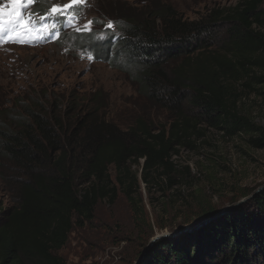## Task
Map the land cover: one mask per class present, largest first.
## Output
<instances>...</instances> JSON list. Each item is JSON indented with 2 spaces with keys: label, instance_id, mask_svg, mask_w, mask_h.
<instances>
[{
  "label": "trees",
  "instance_id": "trees-1",
  "mask_svg": "<svg viewBox=\"0 0 264 264\" xmlns=\"http://www.w3.org/2000/svg\"><path fill=\"white\" fill-rule=\"evenodd\" d=\"M148 1L139 11L119 1L102 16L114 29L105 28L104 45L92 51L125 71L139 94L174 109L173 121L152 128L138 118L120 126L98 111L97 93L90 109L79 108L77 99L65 105L40 97L0 105V177L14 178V205L0 211V264H67L57 251L73 227L92 223L97 202L113 203L119 191L142 223L138 174L147 187L154 172L171 182L176 145L201 134L200 121L184 111L187 97L213 127L229 135L258 131L251 142L264 145V128L238 105L263 79L256 72L264 71L263 0L213 5L193 19L168 0ZM140 159L139 172L132 166ZM201 206L205 217L216 212ZM139 264H264V189L211 224L158 240Z\"/></svg>",
  "mask_w": 264,
  "mask_h": 264
},
{
  "label": "rangeland",
  "instance_id": "rangeland-1",
  "mask_svg": "<svg viewBox=\"0 0 264 264\" xmlns=\"http://www.w3.org/2000/svg\"><path fill=\"white\" fill-rule=\"evenodd\" d=\"M45 1H49L48 7L69 3V0L40 2L44 4ZM119 1L139 11L146 0H86L80 6L78 24L74 30L65 31V37L59 43L7 44L1 47L0 105H13L15 101L26 103L31 98L40 97L44 101L57 98L65 105L70 99H77L79 108L90 109V98L97 93L98 111L120 126L130 125L138 118L152 128L168 126L175 117V110L161 100L139 94V84L104 58L92 56L93 59H89L90 47H85L83 33L90 32L76 30L87 21H93L91 32L101 37L103 33L98 30L99 26L102 30L107 28L102 16L110 15L111 10L122 4ZM235 1L168 0L188 19L197 17L213 5L226 6ZM5 2L7 0H0V7ZM260 9L264 23V0ZM11 11L4 12L5 22ZM260 30L264 33V25ZM91 38V34L86 37L88 41ZM256 72L262 81L253 84L254 90H245L238 105L243 115L264 128V71ZM188 100L189 97L183 101L184 111L200 121L201 134L176 145L178 152L172 156L176 170L171 174L172 183L165 175L154 172L147 187L138 174L140 187L136 198L141 200L142 223L134 220L131 207L121 191L113 203L106 199L98 201L93 222L83 227L74 226L64 246L57 251L67 264H134L137 251H145L147 255L156 247L158 240L169 238H158L146 250L156 235L172 234L186 228L190 230L187 232L198 230L201 226L197 225L205 217L201 203L213 206L215 211L224 210L221 216L234 206L242 205L240 201L247 200L246 196L242 197V192L253 194L264 189V145L256 146L251 142L259 132L226 134L224 130L213 127L208 117L198 112ZM142 160L132 169H139ZM4 168V165L0 166V169ZM110 172L114 178L112 167ZM13 180V177L7 180L0 177V211L14 205ZM178 235L180 233L175 236Z\"/></svg>",
  "mask_w": 264,
  "mask_h": 264
},
{
  "label": "snow or ice",
  "instance_id": "snow-or-ice-1",
  "mask_svg": "<svg viewBox=\"0 0 264 264\" xmlns=\"http://www.w3.org/2000/svg\"><path fill=\"white\" fill-rule=\"evenodd\" d=\"M37 0H7L9 5H19L21 7L35 4ZM86 3V0H69L67 4L53 5L50 9L51 15H43L39 17V21H33L31 19L25 20L24 16L20 13L19 9H13L8 14L7 24L15 25V27L8 28L9 35L13 38L10 39L9 43H20V44H31L34 43L35 39L39 38V31H48L55 30L56 25H45L44 20L50 18H62L68 22H72L76 19L75 13L71 11L73 6H82ZM4 9L0 7V33H3L5 30V19H4ZM67 12V15L65 13ZM93 21H87L81 27H77V32L87 31L91 32V25ZM106 27L109 29H114V24L112 21H108ZM18 28L20 29L19 34L17 35ZM57 36L59 35L56 33ZM5 43L3 38H0V44ZM89 59H93L90 55Z\"/></svg>",
  "mask_w": 264,
  "mask_h": 264
},
{
  "label": "clouds",
  "instance_id": "clouds-1",
  "mask_svg": "<svg viewBox=\"0 0 264 264\" xmlns=\"http://www.w3.org/2000/svg\"><path fill=\"white\" fill-rule=\"evenodd\" d=\"M40 1L41 0H37V2L35 4L27 5V6H23V7H21L19 5L11 6L7 2H5V3H2V8L5 10L4 12H8L9 10H13V9H19L20 13L24 16L25 20L31 19L33 21H39V17L40 16L51 15L50 14V9L53 6V5H50L48 7L49 1H45L44 4H46L48 2V5L46 7L45 12H42V13L34 12L33 8L35 7L36 4L41 3ZM71 11L74 12L75 16H76V19L73 20L71 23L68 22L67 20H64V19L59 18V17L50 18V19L44 20L43 23L45 25H52L54 23L56 25V29L54 31L53 30L39 31V38L35 39L34 43H31V44L9 43L8 41L10 39H12L13 37L9 35L8 28L15 27V25H9V24H7V22H5L6 23L5 30H4L3 33H0V38H3L5 40V43L0 44V48L5 46V45H7V44H15V45H18V46H22V45H38V44H46V43L50 44V43H54V42L59 43L65 37V35H63V33L65 31L73 29L76 26V24H78V21L81 18V16H80V6H73ZM65 15H67V12L65 13ZM99 27H101V26H99ZM73 30H72V32H76V31H73ZM98 30L103 33V35L101 37L95 36L94 33L91 34V32L90 33H83L84 34L83 36H84V40H87L86 37L89 34L92 35L91 40L90 41L87 40L90 44H86L85 47L86 48L90 47V51L89 52L91 53V56L100 58L101 55L97 54V56H95V54L92 51V49H93V45H99V44L104 45V41L106 40L105 39L106 33L104 32V30H101V29H98ZM19 32H20V29L18 28L17 33H19ZM56 33H58L59 35L57 36ZM84 43H85V41H84ZM98 48H95V52H97L96 50ZM97 53H100V52H97ZM105 55L107 57H109V50H108V52ZM111 61H113V60H111ZM135 264H136V262H135Z\"/></svg>",
  "mask_w": 264,
  "mask_h": 264
},
{
  "label": "water",
  "instance_id": "water-1",
  "mask_svg": "<svg viewBox=\"0 0 264 264\" xmlns=\"http://www.w3.org/2000/svg\"><path fill=\"white\" fill-rule=\"evenodd\" d=\"M257 193V191L255 192V193H253L251 196H254L255 194ZM251 196H249V197H251ZM249 197H246V199H248ZM242 202H244V201H240L239 203H242ZM222 212H224V210H221V211H216L212 216H210V217H204L201 221H200V223L197 225V227H200V226H202V225H205V224H209V223H212ZM191 230H193V229H191ZM187 231H190L188 228H186V229H184V230H181V231H179V232H175V233H172V234H160V235H156L151 241H150V243H149V245H148V247L146 248V250L147 249H149L152 245H153V243L158 239V238H160V237H173V236H175V235H177V234H181L182 232H187ZM145 256H146V252L145 251H143L142 253H141V255H140V257L137 259V262H136V264H139V263H141L144 259H145Z\"/></svg>",
  "mask_w": 264,
  "mask_h": 264
},
{
  "label": "built area",
  "instance_id": "built-area-1",
  "mask_svg": "<svg viewBox=\"0 0 264 264\" xmlns=\"http://www.w3.org/2000/svg\"><path fill=\"white\" fill-rule=\"evenodd\" d=\"M135 264V263H134Z\"/></svg>",
  "mask_w": 264,
  "mask_h": 264
}]
</instances>
